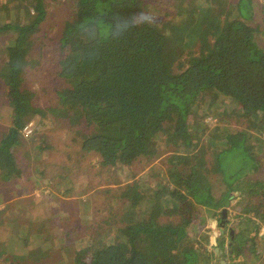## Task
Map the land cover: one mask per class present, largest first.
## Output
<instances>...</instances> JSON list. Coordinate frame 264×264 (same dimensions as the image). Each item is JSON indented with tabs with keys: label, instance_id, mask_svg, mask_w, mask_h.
<instances>
[{
	"label": "trees",
	"instance_id": "1",
	"mask_svg": "<svg viewBox=\"0 0 264 264\" xmlns=\"http://www.w3.org/2000/svg\"><path fill=\"white\" fill-rule=\"evenodd\" d=\"M71 1L74 12L64 20L58 39L59 85L52 92L57 102L52 107L60 112L57 126L78 147L74 155L63 157L67 162L76 158L75 164L62 170L67 173L63 176L67 181L71 176L73 182L75 174L90 173L85 163L90 152L105 168L157 156L160 152L154 145L160 133L165 136L164 146L172 151L167 157L171 183H141L143 193L136 194L132 204L139 206L138 219L125 223L112 214L94 222L92 232L78 238L73 264H219L213 261L216 246L220 255L236 259L235 264H260L264 176L260 177L259 165L264 158L258 154L264 151V47L256 37L264 29L260 22L254 23L258 16L245 18L252 13L250 0H173L175 14L187 19L184 23L169 19L158 23L150 19V12L140 17L142 0ZM14 6L18 7L15 17L0 21V34L8 35L7 44L0 47V55H5L0 78L13 106L11 125L0 132V179L7 182L20 171L15 148L26 144L20 135L24 120L38 115L41 126L47 114L46 108L34 103L35 90L26 80L37 63L31 57L32 39L46 18V2L0 3V16L12 14ZM209 115L225 122L244 118L245 126L235 131L216 126L207 132V147L217 153L210 168H205L192 162L191 132L200 129ZM43 137L44 133L38 140L44 141ZM226 157L233 167L225 164ZM94 172L110 181L108 170ZM217 175L223 190L215 196L212 180ZM241 183L249 187L248 196L260 200L244 203L245 211L253 208V214L233 222L231 217L238 215L225 219L221 209ZM63 184V193L75 186ZM102 189L112 197L111 186ZM187 197L218 216L221 231L210 248V227L196 234L185 218L157 219L156 212L178 210L174 201L180 205ZM48 239L45 227L37 225L32 231L25 226L15 228L2 245L17 259L22 257L17 251L21 245L36 242L38 258L49 253Z\"/></svg>",
	"mask_w": 264,
	"mask_h": 264
},
{
	"label": "rangeland",
	"instance_id": "2",
	"mask_svg": "<svg viewBox=\"0 0 264 264\" xmlns=\"http://www.w3.org/2000/svg\"><path fill=\"white\" fill-rule=\"evenodd\" d=\"M8 1L10 0H0V3L3 4ZM142 1L144 6L143 10L140 11V17L147 16L150 12V19L158 23L167 19L174 23L180 21L184 23L187 20L185 16L175 14V9L171 6L173 0ZM231 1L235 3L236 0ZM45 2L46 18L39 25L32 39L31 57L37 63L32 69L28 70L26 80L28 87L35 90L34 103L46 108L47 114L41 126L38 124V115L24 120V122L32 123L33 131L27 136L22 131L20 132L22 140L26 142L24 147L18 146V148H15L20 171L16 173L13 181L7 182L0 179V264H73L74 252L76 248L80 247L77 243L78 238L92 232L95 227L94 222L106 219L112 214L115 219H123L125 223H133L138 219L139 206L132 204L133 197L136 194L143 193L141 183H146L149 186L156 182L160 184L171 183L168 179L167 157L172 151L170 146H164L165 136L163 133H160L154 145L160 152L157 156L152 158L136 157L135 161L129 165L105 168L100 164L99 158H95L96 154L90 152L87 159H85V163L90 168V173L75 174L72 177L73 182L70 181L71 176L69 181L63 176L67 173H63L62 170L66 167L70 168L76 161L74 156V159L70 162H67L66 159L64 161L65 154L71 153L74 155L78 147L77 144L71 143L57 126L60 112L57 108L52 107L57 105L52 92L59 85L56 76L60 58L58 39L64 20L68 19L74 12L75 1L45 0ZM256 6L258 12L256 21L260 22L263 30V0H256ZM11 10H13L12 14L3 13L0 16L1 23L14 18L18 7H11ZM261 29L260 31H262ZM7 39V34H0V47L7 44ZM256 40L261 47H264V34L262 32H258ZM4 59L5 55L1 54L0 66ZM12 107L6 85L0 78V132L6 131L11 125ZM212 111L211 109L208 110V112ZM205 121L206 123L204 122L200 129L191 132L192 151L190 154L192 162L197 166L210 168L217 150H211L207 147V132L213 130L216 126H223L224 130L226 128L231 131L238 130L245 126V119L228 118V121L225 122L220 117L215 119V117L212 118L209 115L205 118ZM43 133L45 140H38ZM34 137L37 141L35 145L31 142ZM262 138L264 140V131L262 132ZM258 157L264 158V151H259ZM224 162L226 165L233 167L230 157H226ZM259 166V173L262 174L260 177L263 178L264 162L262 166ZM96 168L108 170L110 181H104V178L98 176L94 172V170H97ZM251 175L255 176L256 172ZM219 181V175L212 180L215 196L223 190V187H218ZM65 182L69 186L72 184V187L75 185L73 189L70 187L72 190L68 193H63L66 187L63 184ZM110 186L113 188L112 197L102 189ZM239 188L238 193H235V196L230 199L228 206L221 209V212L225 210V219H229V215L232 213L238 215L236 217L232 215L231 220L233 222L253 214V208L245 211L244 203L256 204L260 200L258 196L247 195L249 187L245 183L239 184ZM160 194L161 191L159 190L155 192L157 201L160 200ZM190 200L191 198L187 197L186 201L180 205L174 201V207L176 208L178 205V210L170 208L166 211L156 212L158 214L157 219L164 222L167 220L178 221L180 218H185L190 220V226L195 229L196 234H200L210 227V244L208 245L210 248L215 244V234L221 231L218 216L208 212L206 206L192 202V200L190 202ZM37 225L46 228L48 240L51 242L49 253L46 255L39 254L36 258L40 247L38 243L33 241L18 248L17 251L22 254V257L17 259L13 257V253L6 249L7 246L2 245L3 241L9 240V236L15 228L21 230L26 226V228L34 231ZM224 227L225 232L228 233L230 231L229 224L224 225ZM263 232L264 225L260 235ZM251 235V233L247 234V236ZM28 240L30 241L31 237ZM224 241L228 244V238L225 235ZM258 242L259 246L263 248L264 237L258 239ZM60 246L66 247L65 251ZM213 251L215 252L213 261H217L219 264H235L237 261L220 255L217 246L213 248ZM249 261H251V258H249ZM260 261V264H264V257Z\"/></svg>",
	"mask_w": 264,
	"mask_h": 264
},
{
	"label": "crops",
	"instance_id": "3",
	"mask_svg": "<svg viewBox=\"0 0 264 264\" xmlns=\"http://www.w3.org/2000/svg\"><path fill=\"white\" fill-rule=\"evenodd\" d=\"M257 3H258V1H257ZM250 4H251V11H252V14H251V12H249L250 13V15H248V17H245V18H247V19H251V20H253L254 18H256V16H258V12H257V9H256V0H250ZM257 21H254V23H256ZM253 24V23H252Z\"/></svg>",
	"mask_w": 264,
	"mask_h": 264
},
{
	"label": "built area",
	"instance_id": "4",
	"mask_svg": "<svg viewBox=\"0 0 264 264\" xmlns=\"http://www.w3.org/2000/svg\"><path fill=\"white\" fill-rule=\"evenodd\" d=\"M22 133L24 135H29L30 133H32L33 129H32V123L27 122L26 124H24V126L22 127Z\"/></svg>",
	"mask_w": 264,
	"mask_h": 264
},
{
	"label": "water",
	"instance_id": "5",
	"mask_svg": "<svg viewBox=\"0 0 264 264\" xmlns=\"http://www.w3.org/2000/svg\"><path fill=\"white\" fill-rule=\"evenodd\" d=\"M263 15H264V0H263ZM222 213H223V216H225V210H222Z\"/></svg>",
	"mask_w": 264,
	"mask_h": 264
}]
</instances>
